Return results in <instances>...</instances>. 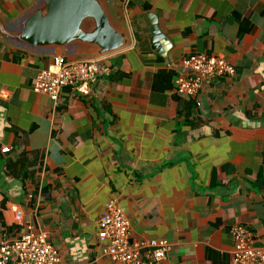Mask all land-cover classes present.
<instances>
[{
  "label": "crops",
  "instance_id": "1",
  "mask_svg": "<svg viewBox=\"0 0 264 264\" xmlns=\"http://www.w3.org/2000/svg\"><path fill=\"white\" fill-rule=\"evenodd\" d=\"M37 2L0 0V243L33 223L58 264H121L98 244L99 218L117 200L131 240L170 242L161 264H232L235 224L264 246V0H109L129 45L102 56V89L65 88L57 107L33 89L57 55L3 34ZM198 52L237 71L206 83L200 106L175 90L182 58ZM22 156L42 159L41 170L23 178Z\"/></svg>",
  "mask_w": 264,
  "mask_h": 264
},
{
  "label": "built area",
  "instance_id": "2",
  "mask_svg": "<svg viewBox=\"0 0 264 264\" xmlns=\"http://www.w3.org/2000/svg\"><path fill=\"white\" fill-rule=\"evenodd\" d=\"M130 0H126V5ZM175 79V90L200 106V93L204 85L214 79H232L235 66L228 60L210 52L192 53L183 57ZM109 73L103 57L67 58L56 56L47 67L41 68L33 89L47 95L57 107L61 92L68 88L72 93L91 95L105 85ZM17 222H23L18 205H11ZM98 244L102 254L121 264H161L168 251L167 239L131 240V226L126 209L117 200L107 203L98 221ZM233 239L232 264H264V246L254 244L246 225L231 227ZM60 255L49 241L47 232L33 223H25L16 237L0 243V264H58Z\"/></svg>",
  "mask_w": 264,
  "mask_h": 264
},
{
  "label": "water",
  "instance_id": "3",
  "mask_svg": "<svg viewBox=\"0 0 264 264\" xmlns=\"http://www.w3.org/2000/svg\"><path fill=\"white\" fill-rule=\"evenodd\" d=\"M149 18L152 45L162 54L164 36L157 19ZM3 34L32 50L65 57L100 58L130 42L109 0H38L23 17L19 29L4 30Z\"/></svg>",
  "mask_w": 264,
  "mask_h": 264
},
{
  "label": "trees",
  "instance_id": "4",
  "mask_svg": "<svg viewBox=\"0 0 264 264\" xmlns=\"http://www.w3.org/2000/svg\"><path fill=\"white\" fill-rule=\"evenodd\" d=\"M42 162L43 160H39V159H32V160H28L26 159L24 156L20 157L16 164H18L21 167V173L20 175L23 178H28V177H32L35 173V171H40L41 166H42ZM208 257L214 259V257H217V254L208 249ZM215 255V256H214Z\"/></svg>",
  "mask_w": 264,
  "mask_h": 264
},
{
  "label": "rangeland",
  "instance_id": "5",
  "mask_svg": "<svg viewBox=\"0 0 264 264\" xmlns=\"http://www.w3.org/2000/svg\"><path fill=\"white\" fill-rule=\"evenodd\" d=\"M85 58H87V57H85Z\"/></svg>",
  "mask_w": 264,
  "mask_h": 264
}]
</instances>
